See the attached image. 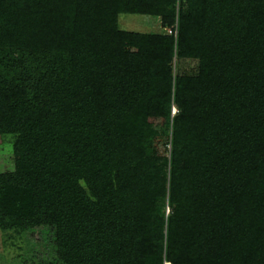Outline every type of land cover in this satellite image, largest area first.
Here are the masks:
<instances>
[{
	"label": "trees",
	"instance_id": "1",
	"mask_svg": "<svg viewBox=\"0 0 264 264\" xmlns=\"http://www.w3.org/2000/svg\"><path fill=\"white\" fill-rule=\"evenodd\" d=\"M68 2L0 0V228L63 264H264V0Z\"/></svg>",
	"mask_w": 264,
	"mask_h": 264
},
{
	"label": "rangeland",
	"instance_id": "2",
	"mask_svg": "<svg viewBox=\"0 0 264 264\" xmlns=\"http://www.w3.org/2000/svg\"><path fill=\"white\" fill-rule=\"evenodd\" d=\"M74 0H69L67 5L66 26H71ZM119 25L124 29L144 32L166 31L160 23V18L154 14H139L122 12L119 15ZM186 61L176 58L174 71ZM10 134L0 135V170L11 169L14 164V154ZM157 148L163 152L165 149L163 138L156 141ZM93 167H116L113 151L95 152L92 155ZM0 264H63L56 259L52 232L47 227L33 226L25 230L0 228Z\"/></svg>",
	"mask_w": 264,
	"mask_h": 264
},
{
	"label": "built area",
	"instance_id": "3",
	"mask_svg": "<svg viewBox=\"0 0 264 264\" xmlns=\"http://www.w3.org/2000/svg\"><path fill=\"white\" fill-rule=\"evenodd\" d=\"M175 107L172 108V110L174 111Z\"/></svg>",
	"mask_w": 264,
	"mask_h": 264
}]
</instances>
